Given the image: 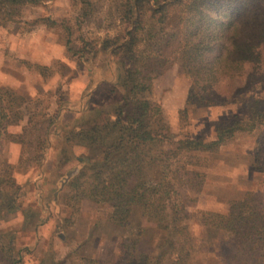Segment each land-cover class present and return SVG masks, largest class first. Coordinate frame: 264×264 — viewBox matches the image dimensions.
Instances as JSON below:
<instances>
[{"label":"trees","instance_id":"1","mask_svg":"<svg viewBox=\"0 0 264 264\" xmlns=\"http://www.w3.org/2000/svg\"><path fill=\"white\" fill-rule=\"evenodd\" d=\"M45 1L50 0H0V12L13 15L18 6ZM81 4L83 16L91 15L95 9L92 1L81 0ZM114 8L117 17L96 21L105 35L93 45L85 42L80 51L92 59L104 54L119 60L117 82L124 96L110 111L88 108L78 126L66 132L64 140L68 143L102 149L101 159L81 163L67 182L69 201L75 205L84 200L111 203L107 221L116 227L126 226L138 210L146 222L171 235L169 244L177 258L165 260L161 254L139 251L145 230L141 226L137 238L125 244L133 253L128 264H193L186 220L187 207L196 197L188 192H199L205 183V173L198 169L205 162L201 154L217 152L235 134L255 130L261 113L253 106L249 120L234 119L217 126L212 140L174 141L160 106L141 96L154 79L177 63L191 78L185 105L179 110L181 118L186 117L190 105L230 102L231 82L244 79L245 83L261 71L264 0H116ZM42 68L37 67L41 73ZM4 100L17 108L21 118L20 108L26 99L12 90L0 89V104ZM7 120L0 109V136L5 140L10 137ZM47 122L31 139L36 122L28 115L16 135L25 160L37 167L43 164L50 147L47 131L53 122ZM70 159L67 155L64 160ZM14 168L9 163L0 165V217L22 208V186L15 180ZM262 201L259 193L248 191L242 199L230 201L227 213H211L202 219L205 225L233 235L235 248L230 259L234 264H264ZM12 240V232L5 239L0 231V259L6 264H23L33 247L17 246ZM83 260L96 264L92 259ZM39 264L46 261L42 259Z\"/></svg>","mask_w":264,"mask_h":264},{"label":"rangeland","instance_id":"2","mask_svg":"<svg viewBox=\"0 0 264 264\" xmlns=\"http://www.w3.org/2000/svg\"><path fill=\"white\" fill-rule=\"evenodd\" d=\"M91 1L95 9L89 16H83L81 0L25 4L16 7L13 15L0 12V89L12 90L27 101L20 108L21 118L6 100L0 104L8 117L10 134L6 140L0 136V165L12 164L15 180L22 186V208L0 217V231L5 239L12 232L17 246L33 247L23 264H39L42 259L46 264H87L83 257L89 254L99 264H128L133 253L125 244L137 238L141 226L145 230L139 251L173 260L177 253L170 247L171 235L146 222L138 210L126 226L116 227L107 221L111 203L84 200L73 205L69 201L67 182L81 163L101 159L102 149L68 143L64 140L66 132L78 126L88 108L110 111L124 96L117 82L119 60L104 54L92 59L80 51L85 42L93 45L105 35L98 28V19L117 17L116 0ZM243 80L231 82L230 102L190 105L185 118L179 110L185 105L191 78L177 63L154 79L141 96L160 106L174 141L212 140L217 126L234 119L249 120L253 106L261 113L255 130L235 134L217 152L201 154L205 162L198 169L205 173V183L199 192H188L196 197L187 207L186 220L193 264H234L230 259L235 248L233 235L205 225L203 217L227 213L230 201L242 199L248 191L259 193L264 203V59L261 71L250 81ZM28 115L36 122L31 139L47 121L53 122L47 131L50 147L40 167L25 160L16 140ZM69 119L72 121L67 126ZM63 155L71 159L66 162ZM0 264L6 263L0 259Z\"/></svg>","mask_w":264,"mask_h":264},{"label":"crops","instance_id":"3","mask_svg":"<svg viewBox=\"0 0 264 264\" xmlns=\"http://www.w3.org/2000/svg\"><path fill=\"white\" fill-rule=\"evenodd\" d=\"M14 214H16V213H14ZM34 239H35V238H34ZM34 239H33V241H34ZM34 242H35V241H34ZM34 242H33V243H34ZM39 243H40V242H39ZM25 246H29V244H27V245H25ZM83 258L92 259V260L96 261V264H99V261L96 260L95 257L92 256L91 254H89L87 257H83Z\"/></svg>","mask_w":264,"mask_h":264}]
</instances>
